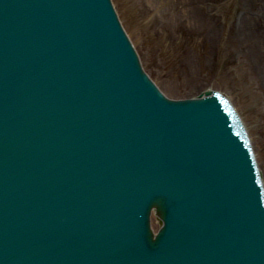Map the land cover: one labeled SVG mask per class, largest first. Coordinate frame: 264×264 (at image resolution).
Wrapping results in <instances>:
<instances>
[{"label":"water","instance_id":"95a60500","mask_svg":"<svg viewBox=\"0 0 264 264\" xmlns=\"http://www.w3.org/2000/svg\"><path fill=\"white\" fill-rule=\"evenodd\" d=\"M28 1L12 0V3L16 4V10L13 8L11 12H9L10 9L0 12V18L6 19V24L4 21L3 24H0L2 36L0 43V99L2 100L0 102V233L5 234L3 241H6L5 238L7 239L3 245V251L0 250V264H164L161 259L166 260L168 255L162 251L165 243L156 244L150 239L151 234L147 230L143 231L144 234L139 236L136 242L127 243V239L118 242L119 239L113 245L114 248L107 249L104 246L98 251V255L93 257L91 250L100 247L97 243L100 245V240L104 238L102 230L105 223L104 219L95 220L97 213L100 212L91 211V207H88L90 188L86 186L87 181L84 182L83 179L87 177L85 171L90 162L82 161L79 166L78 162L70 161L67 156H64L65 151L68 150L65 134L64 136L57 135V138L56 135L53 136L47 132L52 129L53 124L56 125L60 119L66 117L65 107L60 105L61 109H54L53 121L43 123L35 118L37 116L35 113H38L36 112V95L27 90V82L36 80V78H31L32 75H37L41 69L48 73L55 60L53 50L59 48V42L50 38L45 45L44 53L47 56L46 61L41 63L42 67H31L27 80L25 81L24 78L20 86L9 84L12 82V77L17 75V71L27 70V68H23V65L28 64L26 58L29 53L28 49L35 42L36 28L34 25L21 26V23L28 22L30 19V17L26 18L28 15L25 14L30 8ZM78 1L80 2V0ZM2 4L4 5V0H0V5ZM13 21H17V26L12 29ZM111 27L113 26L111 25ZM18 36L25 37L22 40L24 43H11L15 42L14 39ZM22 37L18 40H21ZM84 41L87 44L86 51L73 56V62L69 65L71 71L80 66L82 60H84L82 64H87V60L93 59L100 52L101 44L98 37H87L84 38ZM47 45L49 46L46 47ZM47 48H50V51ZM91 67L95 68L94 65ZM9 92L13 93L14 97H7L6 94L9 95ZM24 98L30 100L32 105L29 103L30 109L27 110L29 112L22 114L19 108L20 102ZM223 114L224 110H222ZM227 118L229 121L233 119L229 116ZM10 124L14 127H11ZM12 128L17 132H22V138L25 139L26 135L28 139L25 140H31L32 143L28 145L24 139H17L13 135ZM214 138L209 152L219 158L222 154L221 150L227 144L222 141L220 136ZM174 140L175 138H173ZM237 140L243 145L241 135L237 137ZM218 149L221 153H218ZM168 160H160L158 164L169 171L178 169L183 171L179 175H175V179H171L169 183L166 177L162 180L156 178V182L147 188L131 190L130 193H126L127 190L120 191L122 195L128 196L127 203L121 206L123 211L121 219L126 215V211L131 210V199L136 196L135 192L138 195V201L147 197L146 205L148 207L156 206L161 216H164L165 208L171 209L176 205L195 203L196 207L191 212L193 216L190 219L191 222L197 221L196 228L197 232L199 231L196 233L197 235L195 234L198 239L192 242V251L196 249L201 251L197 264H246V259L242 256L245 248L242 249L241 245L236 246L241 241L234 240L235 238L236 240L241 239V228H231L233 225L230 222L225 226L219 225L218 229L213 232L212 226L220 222L219 217L216 216V207L220 204L208 191L199 189L203 178L197 168H200L201 165L191 168L186 162L181 164L183 161H178V159ZM143 164L146 165L143 160L134 157V159L131 158L130 163L118 165L119 168L116 172L124 171L127 179H132L131 168L142 169ZM16 167L20 168L21 172L18 171L15 175L11 173V170H17ZM161 175H164V172L161 171ZM25 182H29L31 185L26 187L23 185ZM120 192L116 191L115 195L121 199ZM79 195L81 196L78 197ZM40 198H43V202H40ZM46 203L51 204L49 207L52 210L39 212L32 209V215L25 214L28 206L32 205L34 208V205H40L45 208ZM56 212L61 217L57 218ZM262 213L264 214V209ZM252 214L257 217L255 211ZM52 215L53 219L49 220V216ZM208 217L212 218L211 225H206ZM47 220L50 222L48 229L50 228L52 232V237L50 236L52 241L66 236L70 254L65 256V260H62L60 256L56 257L58 260L53 258L54 256L49 257L52 250L55 253L60 250L62 242L56 241L50 246V239H45L39 227L33 224L34 222L44 223ZM62 233L64 235H61ZM117 235L121 236V233L117 231ZM166 237L168 235L160 234V238L164 242L167 241ZM169 244L176 251L173 241ZM65 249L67 250V247ZM159 257L162 258L159 259ZM216 259L217 262H214Z\"/></svg>","mask_w":264,"mask_h":264},{"label":"rangeland","instance_id":"374dc122","mask_svg":"<svg viewBox=\"0 0 264 264\" xmlns=\"http://www.w3.org/2000/svg\"><path fill=\"white\" fill-rule=\"evenodd\" d=\"M115 1L149 71L169 95H191L206 86L231 94L264 174V81L253 75L264 72V51L255 46L258 35H264V0H211L216 9L209 5L208 13L206 0H193L195 12L189 8L188 13L184 4L188 7L189 0ZM143 21L155 26L150 40ZM190 23L202 28L200 42L197 34L186 32ZM160 38L167 40V52L174 47L168 59L157 55Z\"/></svg>","mask_w":264,"mask_h":264},{"label":"bare ground","instance_id":"6f19581e","mask_svg":"<svg viewBox=\"0 0 264 264\" xmlns=\"http://www.w3.org/2000/svg\"><path fill=\"white\" fill-rule=\"evenodd\" d=\"M191 3L189 4V6L187 7L185 4H184V10L188 13V9L190 8L193 12H195V7H196V5H194L193 3H192V1L193 0H189ZM206 2H207V4H205V11L207 12V6H209V5H211L210 6V8L212 7V8H214V9H216L215 7H214V3L215 2H213V1H211V0H206ZM207 9V10H206ZM197 11H198V9H196ZM208 13V12H207ZM253 18V17H252ZM208 19V18H207ZM209 22V21H208ZM218 22V21H217ZM206 23H207V21H206ZM209 23H211V21L209 22ZM143 25H145V27L143 26V28H145V31H146V35H147V37L149 38V40L151 39V38H153V36H155V34L157 33L156 32V30H155V26H153V24H152V22H147V23H144V21H143ZM201 25V24H200ZM195 25H194V23H190V26H188L189 27V29L190 30H188V31H186V32H188L189 33V35H192L193 33L196 35L197 34V38H198V42H200L201 40H203V38L202 37H200V30L202 29L201 27H199L200 29L198 30L197 28H195L194 27ZM248 28H249V30H250V26H248ZM150 43V42H149ZM255 46H257L259 49L261 48V51H262V49H263V51H264V35H258V38L256 39V41H255ZM161 48V47H160ZM160 48L159 47H157V55H159L158 54V52L160 51ZM262 51V52H263ZM262 52H260V55H261V53ZM160 55H162V54H160ZM256 72H258V73H254L253 75L256 77L257 76V74H258V76L257 77H259V79L260 80H262V81H264V72H262L260 69H258ZM255 77H252V78H255ZM207 87V86H206ZM212 89V88H211ZM156 219L158 220V218L157 217H154L153 218V223L155 224L156 223Z\"/></svg>","mask_w":264,"mask_h":264}]
</instances>
